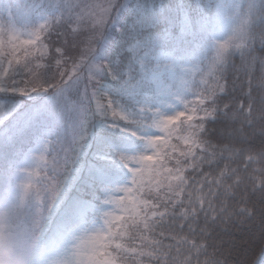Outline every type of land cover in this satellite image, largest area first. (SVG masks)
Listing matches in <instances>:
<instances>
[{"label": "snow or ice", "instance_id": "1", "mask_svg": "<svg viewBox=\"0 0 264 264\" xmlns=\"http://www.w3.org/2000/svg\"><path fill=\"white\" fill-rule=\"evenodd\" d=\"M257 47L264 0H0V264L264 251Z\"/></svg>", "mask_w": 264, "mask_h": 264}, {"label": "trees", "instance_id": "2", "mask_svg": "<svg viewBox=\"0 0 264 264\" xmlns=\"http://www.w3.org/2000/svg\"><path fill=\"white\" fill-rule=\"evenodd\" d=\"M67 29V26L65 25L61 31H64ZM53 39H56L55 34L53 35ZM115 39H119L118 36L115 37ZM115 39L113 40V43H115ZM257 54L258 55H264V52H261L259 50V47H257ZM236 63L239 64V58L237 57ZM231 81H232V75L231 73L229 74L228 78V83H229V91L231 92ZM244 90H247V85L245 84ZM233 95L239 96L240 95V89L237 87V90L235 93H232ZM208 134L207 137L210 139L213 143H218L220 141L217 140V136L219 134V127L216 124H208ZM249 132L251 131L250 129L248 130ZM261 137L259 134L254 138L252 141L253 144H255L257 147H259L261 143ZM226 142V141H224ZM239 147V145H237ZM258 166V165H256ZM207 170V169H206ZM233 232L235 234V238L237 240H242L245 238H248L250 234H259V225L258 223L254 222H249L245 223L243 225H238L237 228L233 229ZM211 251V250H210ZM246 262L247 264H264V251H262V245L261 241L257 240L255 243H253L247 251L246 254Z\"/></svg>", "mask_w": 264, "mask_h": 264}, {"label": "rangeland", "instance_id": "3", "mask_svg": "<svg viewBox=\"0 0 264 264\" xmlns=\"http://www.w3.org/2000/svg\"><path fill=\"white\" fill-rule=\"evenodd\" d=\"M62 29H63V28H62ZM189 99H193V97L190 96Z\"/></svg>", "mask_w": 264, "mask_h": 264}]
</instances>
